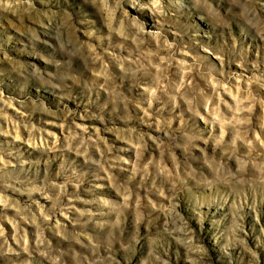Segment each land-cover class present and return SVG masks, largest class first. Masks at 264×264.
Returning a JSON list of instances; mask_svg holds the SVG:
<instances>
[{"label": "rangeland", "instance_id": "obj_1", "mask_svg": "<svg viewBox=\"0 0 264 264\" xmlns=\"http://www.w3.org/2000/svg\"><path fill=\"white\" fill-rule=\"evenodd\" d=\"M0 264H264V0H0Z\"/></svg>", "mask_w": 264, "mask_h": 264}]
</instances>
